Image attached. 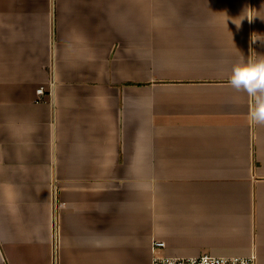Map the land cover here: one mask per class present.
<instances>
[{
	"label": "crops",
	"instance_id": "0c3cea01",
	"mask_svg": "<svg viewBox=\"0 0 264 264\" xmlns=\"http://www.w3.org/2000/svg\"><path fill=\"white\" fill-rule=\"evenodd\" d=\"M253 34L264 0H0V264H264Z\"/></svg>",
	"mask_w": 264,
	"mask_h": 264
},
{
	"label": "clouds",
	"instance_id": "9594fccd",
	"mask_svg": "<svg viewBox=\"0 0 264 264\" xmlns=\"http://www.w3.org/2000/svg\"><path fill=\"white\" fill-rule=\"evenodd\" d=\"M245 16L251 23L259 14L252 8H246L240 17L232 20L238 29ZM258 39H264V37L253 34L251 42L255 43ZM229 85L237 92H245L250 98V121L264 125V55H257L251 51V55L245 59L241 53L232 66Z\"/></svg>",
	"mask_w": 264,
	"mask_h": 264
},
{
	"label": "built area",
	"instance_id": "2783aa9c",
	"mask_svg": "<svg viewBox=\"0 0 264 264\" xmlns=\"http://www.w3.org/2000/svg\"><path fill=\"white\" fill-rule=\"evenodd\" d=\"M38 96H44L42 87L36 91ZM40 99V98H39ZM160 246V243H156ZM151 264H255V258L251 257H219L204 254L196 257H170L154 255Z\"/></svg>",
	"mask_w": 264,
	"mask_h": 264
}]
</instances>
